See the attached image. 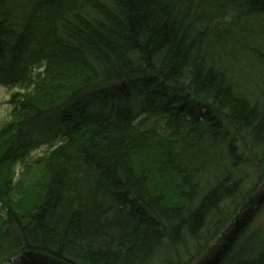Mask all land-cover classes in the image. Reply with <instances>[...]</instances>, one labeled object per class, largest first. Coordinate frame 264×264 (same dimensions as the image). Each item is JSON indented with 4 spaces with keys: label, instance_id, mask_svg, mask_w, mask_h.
I'll return each mask as SVG.
<instances>
[{
    "label": "trees",
    "instance_id": "1",
    "mask_svg": "<svg viewBox=\"0 0 264 264\" xmlns=\"http://www.w3.org/2000/svg\"><path fill=\"white\" fill-rule=\"evenodd\" d=\"M0 87V264H264V0H0Z\"/></svg>",
    "mask_w": 264,
    "mask_h": 264
},
{
    "label": "rangeland",
    "instance_id": "2",
    "mask_svg": "<svg viewBox=\"0 0 264 264\" xmlns=\"http://www.w3.org/2000/svg\"><path fill=\"white\" fill-rule=\"evenodd\" d=\"M29 90L27 89H20V88H10V89H6V88H1L0 87V128L2 125H4L5 123L9 122L10 120H12V104L10 103L12 99H15V97L17 96H24V95H28ZM24 100H26V96L24 98ZM58 141H54L53 143L47 145V143L43 142L41 143L35 150H33L30 154V156L32 158L41 156L45 153H47L50 149H52L53 147L58 145ZM2 142L0 140V146H1ZM31 158V159H32ZM10 170L12 172L13 178L14 180H18L21 179L22 177H24V171L22 169V166L18 163H12L10 164ZM3 210L1 209L0 206V218H3ZM8 264H21L19 259H15L12 262L8 263Z\"/></svg>",
    "mask_w": 264,
    "mask_h": 264
},
{
    "label": "bare ground",
    "instance_id": "3",
    "mask_svg": "<svg viewBox=\"0 0 264 264\" xmlns=\"http://www.w3.org/2000/svg\"><path fill=\"white\" fill-rule=\"evenodd\" d=\"M151 117L157 118L158 116H151ZM235 226L236 227L232 230V232L229 233L228 236H225L223 238V241H215V240L211 241L212 242L211 246L210 245L208 246L209 253H212V251L216 250L218 246L221 245V242H222L221 247L223 248L221 249L220 252L216 253V251H214L212 254L208 255L209 257L219 258L221 260L222 257L220 256L221 255L220 253L222 252L223 249H224V254L227 257V256H231V254L234 251L238 250L240 247L251 242V241H245V237L243 235L245 230L243 229V225L236 224Z\"/></svg>",
    "mask_w": 264,
    "mask_h": 264
}]
</instances>
